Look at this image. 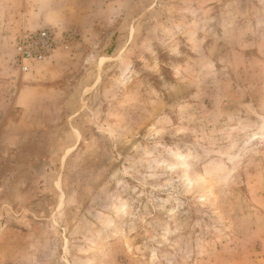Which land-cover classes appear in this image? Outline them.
<instances>
[{"label":"rangeland","instance_id":"rangeland-1","mask_svg":"<svg viewBox=\"0 0 264 264\" xmlns=\"http://www.w3.org/2000/svg\"><path fill=\"white\" fill-rule=\"evenodd\" d=\"M0 264H264V0H0Z\"/></svg>","mask_w":264,"mask_h":264},{"label":"built area","instance_id":"built-area-1","mask_svg":"<svg viewBox=\"0 0 264 264\" xmlns=\"http://www.w3.org/2000/svg\"><path fill=\"white\" fill-rule=\"evenodd\" d=\"M66 40L75 35L68 32ZM60 38L55 28H43L35 32H24L17 41L18 63L22 70L30 69L32 63L51 57L57 50Z\"/></svg>","mask_w":264,"mask_h":264},{"label":"crops","instance_id":"crops-1","mask_svg":"<svg viewBox=\"0 0 264 264\" xmlns=\"http://www.w3.org/2000/svg\"><path fill=\"white\" fill-rule=\"evenodd\" d=\"M35 14H38V12H37V13H35ZM1 62H3V61L1 60ZM22 93H23L22 91H20V92L18 91V93H17V94H18L19 96H21V95H22ZM15 94H16V93H15Z\"/></svg>","mask_w":264,"mask_h":264}]
</instances>
